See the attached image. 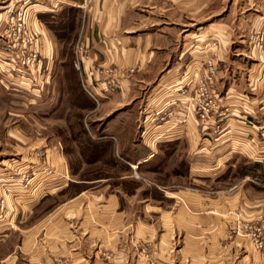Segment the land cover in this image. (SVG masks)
Instances as JSON below:
<instances>
[{"label":"rangeland","instance_id":"obj_1","mask_svg":"<svg viewBox=\"0 0 264 264\" xmlns=\"http://www.w3.org/2000/svg\"><path fill=\"white\" fill-rule=\"evenodd\" d=\"M93 1L0 0V21L6 11L27 9L35 2L48 6L50 10L37 13V19L47 28L52 46L51 58H47L42 52L44 45L42 34L31 27L37 33V50L41 53L31 70L26 63H22L30 54L28 50L23 53L9 48L14 51L9 52L12 54L9 57L14 58L15 62L11 59H0V178L4 179L1 183L5 205L8 206L12 197L16 198L18 208L14 221L7 215V218L0 222V264L12 262L30 264L28 258L31 255V242H45L47 239L44 229L31 231L30 228L41 222L48 211L69 196L83 190H86L87 194L95 190L99 193L102 189L95 188V185L101 184L90 180L99 178L100 175L113 176L120 171H125L126 177L118 180L115 177L109 179L111 186L105 192V196L117 193L119 208L128 213L121 220L123 227L120 225L121 228L117 232V246L114 249L103 246L101 264H255L257 260L255 256L264 255V210L261 211L263 214L256 211L264 206V181L259 178L261 171V177L264 176V87L260 94L263 99L262 118L250 119L252 130H241L246 134L238 135L236 132L238 128H234L236 131L226 129L224 122L226 116L222 118L223 120L216 115L214 117L219 107V97L215 88L218 76L216 56L218 44L217 39H214L209 47L215 45L213 47L215 53L198 56L196 60L199 66L195 79L197 81L206 75L208 61L216 68L214 81L216 96H213L216 108L210 112L213 118L207 122L201 123L200 118H196L199 127L196 151L188 155L185 150V139H181L183 141L178 151H171V155L166 153L165 156L159 153L160 157H156L155 163L151 166L140 163L135 170L130 165L119 166L112 161L113 152L109 148L100 150L101 147L98 146L100 136L97 134L99 122L93 121L97 114L99 116L97 112L101 101L111 93L102 97L99 106H96L83 87V77L73 65L77 54L76 46L79 45L78 22L81 20L77 5L82 3L90 5ZM248 2L212 0L214 9L212 14L216 18L218 14L222 15L230 25L237 24L239 26L237 30L246 34L247 53L242 61L246 65L253 64L255 67L258 65L257 70L252 73L255 76L260 74L259 81L264 85V28L253 31L248 14L251 10L245 12L247 8L252 7ZM206 10L203 8L199 13L201 23L206 20L201 18L209 13V16L211 15V12ZM27 11L29 19L34 10L31 7ZM243 12L247 17L238 23L237 17ZM5 45L7 44L0 42V50H3L1 47ZM258 50L262 54H258ZM17 64H22L23 67L19 76L17 75L19 72L13 69ZM183 75L185 78L184 73ZM188 75L187 73L186 76ZM188 86L189 84L179 86L176 88V94L171 92L169 95V98L175 96V99L165 104L162 102L163 104L151 109L152 102L146 99L155 88L146 87L140 90L135 102L127 106L138 116L136 142L143 143V138L146 137L142 127L143 116L163 111L171 102H174L171 106L176 110L177 103L181 102L176 98L177 94L187 90ZM95 113L97 114L92 116ZM161 116L162 113H157L151 117L153 118L151 130L164 127V121L159 119ZM186 123L185 121L174 129H168L169 132L155 133L152 136L155 147L152 148L156 150L158 149L156 145L161 142L184 138ZM176 128L180 129L176 131ZM227 130L230 131L228 141H232L233 144L219 151L215 148L211 150L214 145L222 142L221 139L225 138L223 134ZM147 143L151 146V142ZM245 145H248V148ZM46 148L53 151L59 148L60 153L69 159L70 173L75 175L71 178L82 182H70L66 189L45 197L43 202L31 207L32 204L26 201L30 199L29 196H25L20 188L16 190L17 195L12 196L5 189L6 185L11 184L12 178L20 177V174L10 169V164L35 156L43 159L49 153ZM140 153L141 151L134 152V155ZM190 156L193 158L196 156L194 159H197L192 160L194 164L191 168L188 163ZM99 157L101 159L94 160ZM135 157L133 156L131 164L141 162ZM212 158L221 159L224 165L212 166ZM256 165H259L258 169ZM153 166L158 168L155 175L148 170ZM171 172L176 174L172 175ZM24 176L25 179L29 178L28 174ZM86 179L88 182H83ZM25 182L27 180L22 181ZM138 190H141L142 195L149 194L152 199H156L152 202L153 206L158 205V199H161L163 204L165 202L163 209L172 210L171 216L153 213L143 220L140 214L143 203L139 202L137 197L130 196ZM164 190L180 191L176 205L173 199L163 196ZM140 221L153 223V226L145 229ZM164 224H168L169 229H162L165 227ZM21 242H25L23 253L19 247ZM54 264L66 263L57 258Z\"/></svg>","mask_w":264,"mask_h":264},{"label":"crops","instance_id":"obj_2","mask_svg":"<svg viewBox=\"0 0 264 264\" xmlns=\"http://www.w3.org/2000/svg\"><path fill=\"white\" fill-rule=\"evenodd\" d=\"M248 1L252 7L247 8L245 12L251 10L248 13L250 26L253 31L264 28V0ZM31 7L34 11L29 18L30 26L42 34L44 38L42 52L47 58H51V36L45 25L37 19V13L50 9L37 2L30 4L27 9ZM77 7L81 14L77 41L88 50L83 61V72L107 67L117 71L116 78L119 83L117 89L101 101L97 112L99 116L97 113L92 114V116L97 114L93 121L99 122L98 146L101 147V151L107 147L113 152L111 159L114 163L128 167L133 163V156H136L137 160H141L137 162L138 164L151 166L155 163L156 157H160L159 153L165 156L166 153L171 155V151H178L183 141L181 139H185V150L188 155L196 151L199 127L189 100L192 90L190 87L187 91L188 96L176 97L181 101L176 106L177 116L187 118L184 138L161 142L156 145L158 148L156 150L152 148L155 147L152 142L153 134L169 132V130L165 126L151 130L153 115L145 114L142 127L149 129L144 130L146 137L143 138V143L136 142L138 116L127 106L135 102L140 90L146 87L155 88L146 99L152 102L150 109L162 102L165 104L175 99V96L169 98L171 92L176 94V88L188 85L189 81H195L199 67L196 61L198 56L215 53L213 50L215 45L209 47L214 39H217L216 44H218L216 51L218 76L215 88L219 97V107L214 117L216 115L222 119L226 116L225 128L232 131L238 128L237 131L235 130L238 135L246 134L241 130H252L250 119L262 118L263 99L260 94L264 85L259 81L260 74L255 76L252 73L257 70L258 65L256 67L253 64L246 65L242 61L247 53L246 34L237 30L239 27L237 24L230 25L222 15L218 14L217 18L214 17L212 0H94L90 5L82 3ZM203 8L207 9L206 12H211V15L209 16V13L201 18L206 19L201 23L199 13ZM246 17L244 12L239 13L238 23ZM258 54L262 52L258 50ZM101 75L100 71H95L93 75L86 77L83 73L82 77L92 82L101 78ZM211 117L213 118V115ZM229 130L223 134L225 138L221 139L222 142L214 145L211 150L215 148L219 151L233 144L232 141H228ZM147 142H151V146ZM245 147L248 148V145ZM45 150H49V153L43 159L35 156L27 160H17L18 174H28L29 178L25 183L20 182L17 177L12 178L11 184L5 187L10 196L17 195L16 190L20 188L25 196H29L30 199L26 201L32 204L31 207L41 203L45 197L66 189L70 182H82L71 178L75 175L70 173L69 159L60 153L59 148L55 151L50 148ZM138 151H141L140 155H134V152ZM191 157H188L190 168L196 156L192 159ZM99 159L101 158L94 160ZM211 163L212 166L224 165L218 158L217 160L212 158ZM148 170L153 175L158 172L155 166ZM171 174L176 173L171 172ZM126 175L125 171L113 176L100 175L99 178L90 181L100 183L101 185H95V188L101 187L103 191L98 193V190H95L89 194L86 190L79 191L48 211L41 222L30 228L31 231L44 229L47 236L45 242H31V255L28 258L30 264H54L57 258H61L66 264H101L103 246L109 249L117 246V232L123 224L121 220L128 213L123 208H119L117 193L105 196V192L111 186L109 181L113 179L112 177L118 180L125 178ZM179 192L164 190L163 196L173 199L176 205ZM141 193V190H138L130 196L137 197L139 202L143 203L140 213L143 220L153 213L165 217L171 216L172 210L163 209L165 202L163 204L162 200L158 199V205L153 206L152 202L156 199H152L149 194ZM15 199L11 197L6 212L12 221L16 219L18 213ZM23 207L22 205V211L25 209ZM262 210L264 206L256 211H259L258 214H263ZM140 224L145 229L153 226V223L144 221H140ZM164 225L165 227L161 226L162 229H169L168 224ZM24 243L21 242L19 246L21 253L24 252ZM255 258L257 259L255 264H264V255Z\"/></svg>","mask_w":264,"mask_h":264},{"label":"built area","instance_id":"obj_3","mask_svg":"<svg viewBox=\"0 0 264 264\" xmlns=\"http://www.w3.org/2000/svg\"><path fill=\"white\" fill-rule=\"evenodd\" d=\"M27 10L28 9L19 8L15 12H4L3 19L0 21V42L7 45L1 47L3 48V50H0V59H11L15 62L14 58L9 57L12 55L11 53H9L12 51L9 48H14L15 50L23 53H26V50H28L30 54H28L27 60L25 62L22 61V63H26L28 69L31 70V67L35 64L38 59L37 56L41 53L37 50L38 37L37 33L32 30L30 26ZM76 49L77 55L73 65L75 70L78 71L81 76L83 73L85 77L93 75V72L95 71H100L102 74L101 78L95 79L92 82H88L87 78L82 79L85 91L94 100L96 106H99L101 98L112 93L118 87V81L116 78L117 71L113 68L107 67L102 70L90 69L88 72H83V61L84 58L87 56L88 50L81 44L77 45ZM29 60L30 64H28ZM21 65L17 64V67L13 68L14 70L19 72L17 74L18 76L20 75L23 69ZM207 69L208 70L206 72V75L200 78V80H195V82L189 81L187 83L189 84L188 89L189 87L191 89L193 88V90H191L189 100L191 101V104L193 106V112L196 118L199 117L201 123L207 122V120L211 118L210 112L214 109V107L216 108V106L214 105L215 98H213V96H216L214 89V81L216 80V68L211 61H208ZM188 89L185 91H181V93H178L177 97L180 96L183 98L185 96H188ZM173 103L174 102H171L168 106H166L165 109H163V111L155 112V114L162 113V116L158 118L161 121H164V126L167 127V129L169 130L174 129L178 124H182L186 121V117L177 116L175 107L171 106ZM155 114L153 113V116ZM10 165V169H12L13 172L19 173V167L16 162L11 163ZM130 166L132 169L135 170L138 168L139 164L134 163L130 164ZM24 177V174H20V182L28 180ZM3 180V178H0V222L7 218V206L5 205V199L2 193L3 185L1 182H3ZM10 264L15 263L12 262Z\"/></svg>","mask_w":264,"mask_h":264},{"label":"trees","instance_id":"obj_4","mask_svg":"<svg viewBox=\"0 0 264 264\" xmlns=\"http://www.w3.org/2000/svg\"><path fill=\"white\" fill-rule=\"evenodd\" d=\"M256 168L258 169V168H259V165H256ZM261 174H262V171H261V173L259 174V178H262L263 181H264V176L261 177Z\"/></svg>","mask_w":264,"mask_h":264}]
</instances>
